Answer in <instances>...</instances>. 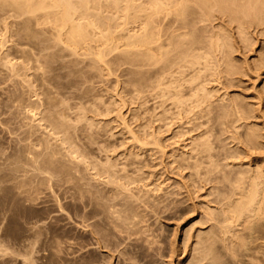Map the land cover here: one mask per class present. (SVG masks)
Here are the masks:
<instances>
[{"label":"rangeland","instance_id":"374dc122","mask_svg":"<svg viewBox=\"0 0 264 264\" xmlns=\"http://www.w3.org/2000/svg\"><path fill=\"white\" fill-rule=\"evenodd\" d=\"M124 1H119L120 5L118 4V7L109 0L98 1L100 4H96V1L94 2L95 4H92L94 7L91 6L90 8L92 12L97 13L92 15V12H90V15L99 14L98 18L102 15L104 18L101 16V19L99 18L100 21L110 22L112 27H114V31L118 29L114 33L116 36L115 41L112 40V42H119L118 44L114 43V45H119V47L117 46V49L113 45L112 48L111 44L113 43L109 42L110 49L107 47L108 51L105 52L104 57L106 61L102 63L93 54L86 55L87 51H83L85 53L83 54L81 53L82 50H79L78 52L80 53L74 52L75 54H73L72 49H69L59 39H56V37H59L58 31H55L54 23L51 25L52 21H49V18L52 19L53 15L44 13V16L41 14L43 12H39L35 16L32 15L34 18H31L32 16L28 13L27 15L22 10L16 11L18 8L16 6L13 7L8 2L3 3L0 7V44H2L1 41L4 43L2 44L3 46L0 45V156L4 155L0 157V163H3L2 165L0 164V174L3 175L5 173L4 176L6 177V180L5 177L1 180L6 184L3 183L1 185L0 181V197H3L0 198L2 201H0V205H4L0 206V216L2 215L0 217V264H131V262L132 264H207L208 261L206 259H200L201 257L198 254L196 255L197 250L195 249H201V247L208 244L214 245L213 248H215H212V251H214L208 255L209 258L211 256H220L217 258H222L221 261L227 259L223 261L224 263H229L227 262L229 261L227 256L231 255L229 246L233 240V232H231L232 234L223 232L226 227L230 226V220L224 219L225 215H230V213L228 211L224 212V208L230 204L232 190L239 177L252 173L264 174V26H257L255 23L247 25L243 34H239L237 23L231 19L228 13L221 12L218 9L213 10V15H210V17L199 21L196 24V30L198 31L194 29V32L193 30L191 32H193V35H197V33L202 35L199 37L200 41L203 40L201 41L202 45L211 46L212 39L214 38L213 41H216L217 37H222L225 43L220 41V43H223L221 45L222 48L221 46L218 48L209 47V52H207L208 50L202 52L204 58L201 60L202 65L199 66V69H201L200 78L193 84L190 82L184 83L188 92L184 94V105L177 106L174 101L176 97L173 94V96L171 94L165 95L162 91L165 86L169 85V82L161 87H158L155 83L158 75L156 71L163 66V62L155 65L147 60L142 62L143 60L140 61L139 58L137 61L135 56H132L134 54L129 56V49H125V46H127V41L125 40H127L128 34H133L135 30L140 29L145 23L144 17V20H141L143 24L138 21V11L134 7H138L135 6L136 4L148 3V0H136V4L132 3V8L130 7L129 10V13H131L129 15L131 16L128 18L130 23H128L127 29L124 28L126 27L124 26L126 20L122 17L126 12L121 10L125 8L126 1ZM141 1L143 2L141 3ZM135 13L137 14L135 15ZM46 16L50 17L47 18ZM120 18H124V21ZM138 32L140 31L138 30ZM96 43L95 41L92 42L93 46H96L94 49L102 47L100 42ZM94 49L93 51L99 50ZM135 49L136 47L131 50L137 52ZM133 51L130 53H135ZM175 53L179 54L176 51ZM6 61L9 66L6 65ZM12 64L15 66H10ZM181 69L179 65L173 67L176 78L180 82H183L184 79L190 80L195 74L191 67H186L182 75L178 72ZM166 81L168 80L166 79ZM46 92H51V94L49 93L50 96L46 95L48 94ZM48 98L56 100L55 103L48 100ZM44 101L47 105L49 102L55 105L49 106L51 105L49 103L47 106ZM57 105L60 106L56 109ZM80 108L82 109L80 110ZM31 109L36 110L35 112L38 113L35 116L36 118L33 116L30 118L28 111ZM43 111L44 113H42ZM54 111L58 114L63 111L61 116L63 119L66 117L65 122H70L69 124L66 123L65 127L71 124L70 129L67 127L68 130L66 128L63 132L57 131L58 129L55 130L54 126L56 124L54 118L51 117L53 114L50 116L48 114ZM67 116H70L69 120H67ZM49 117L53 119L51 120L52 122L49 121ZM47 128L48 131L55 135L50 134L51 132H48ZM73 134L76 139L72 137ZM65 135L68 138H64ZM38 136L43 138H39L37 141ZM52 136L55 140L50 138ZM55 137H59L57 138L59 145H54L58 144L54 143L52 146L63 147L58 149L62 152H70L69 144L73 142H77L74 144L76 150L80 152L83 149L81 152H88L87 154L83 152L85 155H81L82 161L85 158L86 162L83 161L85 163L77 164L78 167H75L77 169L74 168L73 170L76 171L74 172L76 173L74 177H66L67 180L78 178L74 180L76 182L71 180L69 183L66 181L68 184H63L61 179H64L65 182V178L59 177L61 179L57 180L60 175L51 172L47 174L51 173V177L56 174V177H53L56 181L49 179L48 177L50 176L46 174V176L43 174L39 176L40 173L37 176L35 175L37 172L34 168L35 163L30 164V162H26L27 160H20L21 163L19 162L16 153H24L21 154L22 156L27 155L28 149H24L27 146L24 145L25 143H28L30 147L33 145L32 148L39 146V149L43 146L42 142L46 143L47 141V143H50L51 141L50 144H52V140L56 141ZM29 138L30 140H28ZM60 139H63V141ZM33 141H35V144ZM204 142L209 144L208 148H202L201 145ZM76 144H80L78 145L80 146L79 149ZM22 145L25 147H22ZM74 148L72 147V149ZM89 154L90 156H88ZM13 156L16 157L12 158ZM108 158L111 159L107 160ZM12 159L17 162L12 161ZM89 159L93 163H90ZM93 160H97L96 165L100 164V168L103 169L106 166L102 167L103 163L105 162L106 164L112 160L111 168L113 173H109L108 171H111L109 169H99L98 166H95V161ZM87 163L92 165L87 168ZM15 164L16 166L19 164L26 166L28 164L29 167L33 166L32 169L35 170L31 171L32 169H30L33 172L30 173L27 170L28 167H22L21 165L18 168H25L27 172L25 170L16 171L15 168L17 167L13 166ZM8 166L9 170L6 168ZM79 166L84 168L77 171ZM118 166V175H116L114 174L117 173L115 171L117 168L115 167ZM120 167L125 168L123 172V168ZM95 168L100 171L94 172L97 171ZM88 170H91V173ZM81 171L83 173L78 174ZM22 172L26 174L24 175ZM105 172H108L106 174L109 175L104 174ZM27 173L33 174L35 177L32 175L26 176ZM128 173L130 177L126 175ZM83 174L85 175L83 176ZM112 174L113 176L111 177ZM76 175H81L83 179L79 180L81 177ZM123 175L128 176V179H123ZM27 177L35 179L29 180ZM36 177L38 178L36 179ZM40 177H44L46 180H42ZM102 177L106 179L103 180ZM22 178L29 180V182L23 181L27 185L29 183L28 186L22 181V183H18ZM133 178H136V180ZM47 180L49 182L52 181L48 184ZM31 181L35 182L37 188H34L35 186H33L34 184ZM37 181L41 182V185ZM59 181L62 182L63 186L59 184L61 183ZM111 181H116V183L112 184ZM82 182L86 183L83 184ZM56 183L58 184L57 186L55 185ZM71 183H73L74 187H71L75 191L70 189L71 187L68 188ZM81 183L85 189L79 187ZM117 183L124 184L123 187H128L130 190L128 188L121 189L122 185H117ZM52 184L54 185L51 186ZM92 184L93 186H91ZM109 185L113 188L115 187V189L116 187L120 189H112ZM17 186H20L18 188L23 191L26 189V194L30 190L34 196L25 195L22 190L20 192L16 188ZM29 186L34 189L28 188ZM40 186L42 190L38 189ZM75 186L81 189L79 193ZM53 187L56 188L53 189ZM61 187L63 188L57 189ZM149 188L153 190L151 193L147 190ZM66 189L67 193L64 195ZM86 189H89L90 192L93 190V192L90 193ZM96 189H101L97 192L98 194L103 191L102 195L99 194L102 198L107 194V197L104 198L108 200L104 201L101 199L103 201H99L101 202L99 203L100 205L104 206L107 201L109 202L110 198L108 196L114 200V195L116 194V200L114 201L120 202V204H112L111 202L113 201L111 199L109 204L116 205L115 208H118L121 204L125 205V207L118 208H124V210H120L121 212L128 211L126 213L122 212V215H129L130 211H133L131 214L135 213V210H139L136 212L137 215L141 212L140 220L138 217L133 216L138 219L132 222L131 226L133 227L136 224L134 225L135 227H130L133 232L139 229L136 232L137 234L133 233L130 228L128 232H124L127 231L126 229L120 231L121 228L119 230L117 229L118 227L114 228L113 222L109 224L111 230L107 229L108 225L105 223L111 221L104 220V217L110 218L104 215L105 211L103 209L98 210L99 204L93 205L95 204L93 200L97 201V199L101 198L100 196L99 198L93 196ZM104 189L106 193H104ZM110 189L116 192H110ZM126 189L132 191L135 196L138 195L142 199L145 198L143 199L144 201L139 198V201H142L139 202L137 200L138 202H135L134 196H131L132 192ZM33 190H40L41 192L36 194ZM120 190L123 191H121V197H119ZM8 191L10 192L9 194ZM17 192L21 194L17 195ZM31 192L29 194H32ZM74 192L79 195L86 192L89 195L91 194V196L88 197L86 193L79 196ZM110 194H113L114 197ZM39 195L40 198L42 197L41 199ZM71 195L78 202H75ZM84 195L86 196L85 199ZM19 196L22 197L19 198ZM25 196H27L28 201ZM152 196H155L152 198L153 200L151 199ZM77 197L79 198L77 199ZM80 197L87 200V202L82 200V203ZM91 197L95 198L92 200L94 203L91 202ZM14 198H17V200ZM129 202L139 207L136 208L132 205L130 210L127 208L131 206V204H128ZM13 203L14 205H11ZM103 206L101 208H107L114 212V208L110 207V205L107 204L109 207ZM91 207L92 209H90ZM6 208L8 210H4ZM91 210L100 212V215ZM89 212L92 213L89 214ZM14 216L18 218H14ZM113 220H116V218ZM129 220L127 219L126 221ZM28 221L31 224H28ZM112 227L120 231V234H117ZM107 230H110L111 233H106ZM113 230L115 234H113ZM16 232L20 236L15 234ZM23 233L27 234L28 237ZM108 234L113 235L110 236ZM106 235H108V239L112 240L105 239L103 236ZM127 235L131 237L127 238ZM224 235L227 237L226 241L222 240ZM147 237L150 238L148 242L153 241L155 243L152 244V247L148 245L147 241H144L148 239ZM98 238L99 240H97ZM108 242H114L115 245L112 244L115 247L109 245ZM208 242H215V244ZM108 247H112L113 250L108 249ZM216 247L220 248L217 249ZM222 252H224V255H228L224 257ZM194 257L197 259H194ZM208 257L207 260L209 259ZM199 259L200 261H198ZM121 260L127 261L121 262Z\"/></svg>","mask_w":264,"mask_h":264},{"label":"bare ground","instance_id":"6f19581e","mask_svg":"<svg viewBox=\"0 0 264 264\" xmlns=\"http://www.w3.org/2000/svg\"><path fill=\"white\" fill-rule=\"evenodd\" d=\"M97 1V2H96ZM98 1H100L101 2V0H0V7L3 5V3H10L11 5H13V7H17L18 9L16 10V11H18V10H22L24 13L26 12V14L28 13L30 16H32V15H37V13L39 14V12H43V13H41V14H43L44 16H45V14H48V15H53V18L51 19V18H49L50 16H46L47 18H49V21L51 22V25H53L52 23H54V25H55V28L56 29H58V30H56L55 29V31L57 32L58 31V34H59V37H56V39H59V41H61V42H63L64 44H66L68 47H69V49H72L73 51V54H75L74 52H77V53H80V52H78L79 50H82L81 51V53H83V51L85 52V51H87L86 53V55H88V54H93L99 61H100V63H102V62H104V61H106V59L104 60V57H105V52H107L108 51V49H107V47H109V49H110V44H108L109 42L110 43H113V44H111L112 45V48H113V45H114V43L115 42H112V40L113 41H115V38H116V36L114 35V33H116V31L118 30H116L115 29V31L113 30V28L114 27H112V25L110 24V22H108V21H100L99 20V18L102 16H99V18H98V15H94V16H92L93 15V13L94 14H97V13H95V12H92V10L90 9L91 8V6H93L94 7V5H92V4H95L94 2H96V4H100V2H98ZM110 2H112V3H114L117 7L120 5L119 4V1H124V0H109ZM126 1V5H124V9H121V10H123V11H125L126 12V14L125 13H123V14H125L124 16H122V17H124L125 18V24H124V26H126V27H124L123 25V27L125 28V29H127L128 27V23H130L129 21H128V18H130L129 16H131V15H129V14H131V13H129V10H130V7L132 8V3H134V4H136V0H135V2H133L134 0H125ZM124 1V2H125ZM130 1H131V3H130ZM150 1V2H149ZM143 1H141V3H142ZM145 2V1H144ZM148 3H142V4H136L135 6H138V7H134V8H136V10L138 11V14L137 13H135V15L137 14V18H138V21H141V20H144V24L142 23L143 21H141L140 23H142L143 24V26H141V30L140 29H138L140 32H138V30H135L134 32H133V34H128V36H127V40H125V41H127V46H125V49L126 50H128V51H133V50H131L132 48L134 49V47H136V49L135 50H137V52L136 51H133V52H135V53H130V52H128V54H129V56L130 55H132V54H134V55H132V56H135V59H137V61H138V58L140 59V61L141 60H143L142 62H146V60L148 61V62H150L151 61V63L153 62L155 65H159V62H163V66L161 67V68H159V67H157V68H159L157 71H156V74H158L157 75V79L155 80V83L157 84V86L158 87H161V86H163L164 84H168V82H169V85H167V86H165V89H162V91H163V93L165 94V95H174V97H176V99L174 100L175 101V103L177 104V106H179V105H184L183 103H184V101H185V98H184V94H186L187 92H188V90H186V88H185V86H184V83L185 82H190L191 84H193V83H195L196 81H197V79H199L200 78V70L201 69H199V66L200 65H202V62H201V60L204 58V55H203V51H207L208 50V48L209 47H216V48H218V47H220L221 45H223V43H220V41H223L224 42V39L222 38V37H217L216 38V41H213L214 40V38L212 39V41H211V46H204V45H202V42L201 41H203V40H201L200 41V36H202V35H200V34H198L197 33V35L195 34V35H193V32H194V29L196 30V24H198V22L199 21H202V20H204V19H206V18H208V17H210V15H213L212 14V12H213V10H220L221 12H225V13H228L230 16H231V19L234 21V22H236L237 23V29H238V33L239 34H243V32H244V29L246 28V26L248 25H253L254 23L255 24H257V26H264V0H148L147 1ZM10 4H7V5H10ZM119 4V5H118ZM5 5V4H4ZM6 6V5H5ZM100 6V5H99ZM98 6V7H99ZM105 6V5H104ZM12 7V6H11ZM116 7V8H117ZM7 8H9V7H7ZM102 8V7H101ZM120 8V7H119ZM133 8V9H134ZM15 9V8H14ZM133 9H132V11H133ZM90 10V11H89ZM118 10H120V9H118ZM94 11V10H93ZM98 11V10H97ZM137 11H135V12H137ZM5 12V11H4ZM14 12V11H13ZM23 12H22V14H23ZM90 12H92V15H90ZM45 13V14H44ZM100 13V12H99ZM25 14V15H26ZM27 14V15H28ZM29 16V17H30ZM34 16H32L31 18H34ZM39 16V15H38ZM134 17V16H133ZM143 17H144V19H143ZM1 18V17H0ZM5 18H7L6 16H5ZM38 18V17H37ZM40 18V17H39ZM102 18H104V16H102ZM124 18L122 19V18H120L121 20H123L124 21ZM136 18V17H135ZM135 18H133L135 21H136V19ZM142 18V19H141ZM25 19H27V18H25ZM44 19V18H43ZM46 19V18H45ZM101 19V18H100ZM132 19V20H133ZM106 20V19H105ZM108 20V19H107ZM33 21V20H32ZM135 21H132V22H135ZM46 22V21H45ZM112 22V21H111ZM120 22V21H119ZM23 23V22H22ZM43 24V23H42ZM118 24V23H117ZM49 25V24H48ZM6 26V25H5ZM116 26V25H115ZM1 27V26H0ZM35 27H36V25H35ZM38 27H42V26H38ZM54 27V26H53ZM118 27V26H117ZM120 27H121V25H120ZM28 28V27H27ZM37 28V27H36ZM20 29V28H19ZM34 30V29H33ZM191 30H193V32H191ZM125 31V30H124ZM196 31H198V30H196ZM131 32V31H130ZM136 32V33H135ZM191 32V33H190ZM129 33V32H128ZM200 33V32H199ZM3 34V33H2ZM27 35V34H26ZM7 36V35H6ZM219 36V35H218ZM27 37H28V35H27ZM36 37V36H35ZM1 40H4V39H1ZM28 40V39H27ZM38 40V39H37ZM55 41V40H54ZM95 41V43L97 42H100V44L102 45V47H97V49H99V50H97V49H94V47H96V46H93L94 44H92V42H94ZM23 42V41H22ZM60 42V43H61ZM1 43L2 44H4L3 43V41H1ZM57 43V42H56ZM60 43H59V45H60ZM62 43V44H63ZM96 43V44H97ZM119 42H117V43H115V44H118ZM225 43V42H224ZM2 44H0L1 46H3ZM55 44V43H54ZM95 44V45H96ZM106 44H108V46H106ZM204 44V43H203ZM57 45V44H56ZM99 45V44H98ZM104 45V46H103ZM213 45H216V46H213ZM40 46V45H39ZM48 47H49V45H47ZM65 46V45H64ZM116 48H117V46L119 47V45H114ZM128 46H130V47H128ZM181 46H183V47H181ZM31 47V46H30ZM29 47V48H30ZM51 47H54V46H51ZM66 47V46H65ZM126 47H128V48H126ZM181 47V48H180ZM34 48V47H33ZM67 48V47H66ZM65 48V49H66ZM101 48V49H100ZM115 48V49H116ZM182 48H184V49H182ZM221 48H222V46H221ZM23 49V48H22ZM84 49V50H83ZM93 49L94 50H97V51H93ZM118 49V48H117ZM180 49V50H179ZM182 49V50H181ZM26 50V49H25ZM104 50H106V51H104ZM114 50V49H113ZM126 50H124L125 52H126ZM139 50V51H138ZM191 50H192V52H191ZM193 50L195 51L194 53H193ZM117 51V50H116ZM119 51V50H118ZM175 51L178 53L179 52V54H176L175 53ZM27 53L29 52V51H26ZM49 52V51H48ZM89 52V53H88ZM112 52H114V51H112ZM207 52H209V50L207 51ZM30 53V52H29ZM83 54H85V53H83ZM136 54V55H135ZM176 54V55H175ZM42 55H44L43 53H42ZM80 55V54H79ZM173 55H175V56H173ZM1 56V55H0ZM28 56V55H27ZM51 56V55H50ZM74 56H76V55H74ZM85 56V55H84ZM94 56H92V57H94ZM128 56V55H127ZM9 57V56H8ZM80 57V56H79ZM28 58V57H27ZM43 58H44V56H43ZM8 59V58H7ZM131 59H133V57H131ZM3 60V59H2ZM1 60V61H2ZM9 60V59H8ZM38 61V60H37ZM44 61V60H43ZM14 62V61H13ZM51 62V61H50ZM43 63V62H42ZM157 63V64H156ZM25 64V63H24ZM37 64V63H36ZM40 64V63H39ZM106 64V63H105ZM139 64V63H138ZM145 64V63H144ZM148 64V63H147ZM154 64H152V65H154ZM6 65H8L9 66V63L7 64V61H6ZM18 65V64H17ZM29 65V64H28ZM175 65H179V67H181L182 69L181 70H179L178 72H180L182 75L184 74V68H186V67H191L194 71H195V74H194V76L190 79V80H186V79H184L183 80V82H180L179 81V79L178 78H176V75H175V73H174V70H173V67L175 66ZM10 66H15V65H10ZM106 66V65H105ZM38 67V66H37ZM41 68H42V66H40ZM39 67V69H41ZM144 67V66H143ZM146 67V66H145ZM149 67V66H148ZM9 68H11V67H9ZM26 68V67H25ZM50 68V67H49ZM29 69H30V67H29ZM26 70V69H25ZM42 70V69H41ZM11 71V70H10ZM10 71H8V72H10ZM39 71V70H38ZM37 71V72H38ZM12 72H13V70H12ZM18 72H19V70H18ZM36 72V71H35ZM199 72V73H198ZM50 73V72H49ZM15 74V73H14ZM138 74V73H137ZM141 74V73H140ZM144 74V73H143ZM17 75V74H16ZM66 75H68V74H66ZM18 77H20V76H18ZM15 78V77H14ZM142 78V77H141ZM166 79L168 80V81H166ZM144 80V79H143ZM149 80V79H148ZM142 81V80H141ZM150 81V80H149ZM141 83H143V82H141ZM61 84V83H60ZM137 84V83H136ZM73 86V85H72ZM45 87V86H44ZM48 87V86H47ZM51 87V86H50ZM147 87V86H146ZM167 87V88H166ZM43 88V87H42ZM47 90V89H46ZM50 91V90H49ZM37 92V91H36ZM46 93H48V92H46ZM50 94H51V92H49ZM49 93L48 94H46V95H48V96H50L49 95ZM37 95V94H36ZM40 95V94H39ZM54 95H56V94H54ZM172 95V96H173ZM22 96V95H21ZM61 96V95H60ZM62 97V96H61ZM173 97V98H174ZM39 98V97H38ZM47 99V98H46ZM48 100H51V99H49L48 98ZM60 100V99H59ZM38 101V100H37ZM55 101L56 100H51V102H53V103H55ZM19 102V101H18ZM45 102V101H44ZM47 102H49V101H47ZM51 102H49L50 104H51ZM21 103H22V101H21ZM21 103H19L20 105H21ZM36 103V102H35ZM46 103V102H45ZM44 103V104H45ZM49 103H48V105H49ZM58 103H59V101H58ZM64 103V102H63ZM19 104H17V105H19ZM37 104V103H36ZM16 105V104H15ZM24 105H25V103H24ZM33 105V104H32ZM38 105V104H37ZM45 105H47V103L45 104ZM47 105V106H48ZM55 104H51V105H49V106H54ZM62 105V104H61ZM92 105V104H91ZM28 106V105H27ZM42 106V105H41ZM60 105H57V107H55L56 109L59 107ZM18 107V106H17ZM33 107H35V106H33ZM43 107V106H42ZM41 107V108H42ZM94 107V106H93ZM36 108H39V107H36ZM48 108V107H47ZM68 108V107H67ZM82 108H80V110H81ZM87 109V108H86ZM96 109V108H95ZM52 110H54V109H52ZM60 110V109H59ZM58 110V111H59ZM61 110H63V109H61ZM68 110V109H67ZM66 110V111H67ZM36 111V110H35ZM33 109H31V110H29L28 112H29V115H30V118H31V116H33L34 118H36L35 116L38 114V113H36ZM83 111V110H82ZM81 111V112H82ZM24 112V111H23ZM47 112V111H46ZM54 112H56V111H54ZM52 113V112H50V113H48L49 114V116L51 115V114H53V116H51L52 118H54V121H55V124L56 125H58L59 124V126H57L56 127V125L55 124H52L51 122V120H53V119H50L51 117H49V121H51V122H49V123H51L52 125H55L54 127H55V130H57V131H61V132H63V130L64 129H66L67 127L70 129V125H68L67 127H65L66 126V123L67 124H69L70 122H65L66 120V117H64V119H63V117L61 116V114H63L62 112H61V114H58L57 112L56 113ZM42 113H44V111L42 112ZM67 113V112H66ZM71 113V112H70ZM21 114H23V113H21ZM65 114V113H64ZM94 114V113H93ZM24 115V114H23ZM27 115V114H26ZM28 115V116H29ZM71 115H72V113H71ZM83 115V114H82ZM122 115V114H121ZM27 116V117H28ZM44 116V115H43ZM43 116H41V117H43ZM84 116V115H83ZM40 117V118H41ZM70 116H67V120H69L70 118H69ZM91 117V116H90ZM123 117V116H122ZM29 118V119H30ZM44 118H46V117H44ZM83 119H85V118H83ZM38 120V119H37ZM44 120V119H43ZM79 120V119H78ZM90 121V120H89ZM38 122V121H37ZM96 122V121H95ZM41 123V122H40ZM39 123V124H40ZM54 123V122H53ZM26 124V123H25ZM38 124V125H39ZM75 124V123H74ZM33 125V124H32ZM29 126V125H28ZM27 126V127H28ZM49 126V125H48ZM31 127H33V126H31ZM40 127V126H39ZM53 127V128H54ZM63 127H65V128H63ZM74 127V126H73ZM41 128V127H40ZM39 128V129H40ZM43 128V127H42ZM44 128H46V127H44ZM68 128H67V130H68ZM79 128H80V126H79ZM33 130H34V128H32ZM72 129V128H71ZM79 130V129H78ZM31 131V130H30ZM38 131V130H37ZM44 131L46 132V130L44 129ZM47 131H48V128H47ZM53 131V130H52ZM72 132H73V130H71ZM76 131V130H75ZM80 131V130H79ZM29 132V131H28ZM32 132V131H31ZM30 132V133H31ZM38 132H40V131H38ZM37 132V133H38ZM48 132H51V131H48ZM55 132V131H54ZM58 132V133H59ZM68 132H70V131H68ZM36 133V134H37ZM57 133V134H58ZM75 133V132H74ZM27 134H29V133H27ZM32 135H33V133H31ZM30 134V135H31ZM41 134V133H40ZM39 134V135H40ZM48 134V133H47ZM50 134H53V136L55 135L54 133H50ZM56 134V135H57ZM70 135H71V133H69ZM41 135H43V134H41ZM59 135V134H58ZM57 135V136H58ZM29 136V135H28ZM44 136V135H43ZM49 136H51V135H49ZM53 136L52 137H50V138H52V139H54L53 138ZM67 135H65L64 136V138H68V137H66ZM83 136V135H82ZM85 136V135H84ZM29 137H31V136H29ZM34 137H36V136H34ZM46 137V136H45ZM72 137L74 138L75 137V135L73 134L72 135ZM78 137V136H77ZM25 138H27V137H25ZM32 138V137H31ZM39 138H43L42 136L40 137V136H38V139H37V141L39 140ZM47 138V137H46ZM56 138V141H54V140H52V144H50L51 143V141H50V143H47V141L46 140H48V139H46V140H41V141H46V143L45 142H42V147H40L39 149H38V147L39 146H36L35 148H32L33 147V145H31L32 147H30L29 146V144L27 143H25L24 145H27L26 147H29V148H26L24 145H22V147L24 146L25 148L24 149H28L27 150V155L25 154V156H22L21 154H24V153H21L20 154V152H18L19 154H17L16 153V155H17V157H18V159H19V162L21 163V161H24V160H27L26 162H30V164L31 163H35L34 165H35V169L37 170V172H39V173H37L36 171V173H35V175H37V174H40L39 176H42V174L43 175H48V176H50V177H48L49 179L51 178V179H53L54 180V178L56 177V174L54 175V176H52L51 177V173H57V175H60V176H58V178L59 177H61V178H65V182H64V179H61V178H59V179H57V180H63L62 182H63V184H65L66 183V181H68V183H69V181H74V180H76V179H78V178H73V179H69V180H67L66 179V177L68 178H71V177H74V174H76V173H74V172H76V171H73L74 170V168L77 166V164H81V163H85L86 161V159L84 158L83 159V161H85V162H83L82 161V158H80V157H82L81 155L82 154H84L83 152H85V151H82L81 152V150H83V149H81L80 150V152L78 151V150H76L75 148H74V144L75 143H77V142H73V143H71V144H69V148H70V152L69 151H66V150H64V149H62L63 151H66V153L65 152H62L61 150H58V149H61V148H63V147H61V146H58V147H60V148H57V147H55V146H52L54 143H58L59 141L57 140V138H59V137H55ZM83 138V137H82ZM82 138H78V139H82ZM90 138V137H89ZM75 139H76V137H75ZM75 139H74V141H75ZM28 140H30V138L28 139ZM27 140V141H28ZM34 140V139H33ZM61 140V139H60ZM65 140V139H64ZM70 140H73V139H70ZM90 140H91V138H90ZM25 141V140H24ZM31 141H32V139H31ZM49 141V140H48ZM54 141V142H53ZM58 141V142H57ZM61 141H63V139L61 140ZM60 141V143H62ZM67 141H68V139H67ZM80 141V140H79ZM83 141V140H82ZM81 141V142H82ZM34 142V144H35V141H33ZM40 142V141H39ZM84 142V141H83ZM86 142V141H85ZM29 143H31V142H29ZM37 144H38V142H36ZM67 143V142H66ZM88 143V142H87ZM32 144V143H31ZM83 144V143H82ZM81 144V145H82ZM86 144V143H85ZM54 145H59V143L58 144H54ZM60 145H63V144H60ZM73 145V146H72ZM77 145V144H76ZM78 145H80V144H78ZM77 145V147H78V149L80 148V146H78ZM89 145H90V143H89ZM88 145V146H89ZM40 146H41V144H40ZM74 148V149H72V147ZM202 148H208L209 147V144L207 143V142H204V143H202ZM55 147V148H54ZM66 147V146H65ZM76 147V148H77ZM92 147V146H91ZM37 148V149H36ZM66 148H68V147H66ZM89 148H90V146H89ZM101 149V148H100ZM21 150H23V148H21ZM67 150H69V149H67ZM92 150V149H91ZM94 151V150H93ZM92 151V152H93ZM107 151V150H106ZM21 152H26V151H21ZM13 153V152H12ZM86 153V152H85ZM88 153V152H87ZM86 153V154H87ZM95 154V153H94ZM20 157H19V156ZM58 155H60V156H58ZM85 155V154H84ZM97 155V154H96ZM2 156H4V155H2ZM2 156H0V157H2ZM88 156H90V154L88 155ZM88 156H87V158H88ZM95 156V155H94ZM10 157V156H9ZM14 157H16V156H13L12 158H14ZM6 158V157H5ZM90 158V157H89ZM92 158V157H91ZM102 158V157H101ZM10 159V158H9ZM94 159H95V157H94ZM97 159V158H96ZM99 159V158H98ZM104 159H106V158H104ZM109 159H111V158H108L107 160H109ZM21 160V161H20ZM91 159H89V161H90ZM3 161H4V159H3ZM12 161H15V162H17L16 160H14V159H12ZM93 161H95V166L97 167L98 166V168L99 169H102V170H104V169H109V170H111V171H108L109 173H113V170H112V160L111 161H106V162H108V163H106L105 164V162L103 163L104 165H102V167L103 166H105V168L103 169V168H100L101 166H99L100 164H97L96 165V163H97V160H93ZM101 161V160H100ZM115 161V160H114ZM15 162H11V163H15ZM25 162V163H26ZM80 162V163H79ZM102 162V161H101ZM23 163V162H22ZM90 163H93L92 161H90ZM115 163V162H114ZM1 164V163H0ZM3 164V163H2ZM1 164V165H2ZM5 164V163H4ZM0 165V166H1ZM9 165V164H8ZM22 165V167H28V169L27 170H29L30 171V169H32V167H29L28 166V164L26 165V166H23L24 164H21ZM20 164L18 165V166H21ZM85 165V164H84ZM87 165H88V163H87ZM86 165V166H87ZM90 165H92V164H89L88 166H87V168H89V166ZM118 165V164H117ZM116 165V166H117ZM10 166V165H9ZM9 166L8 167H6L8 170H9ZM14 167H17L18 168V166H16V164L15 165H13ZM82 166H83V164H82ZM4 167V166H3ZM78 167V166H77ZM93 167V166H92ZM114 167V166H113ZM125 167V166H124ZM124 167H120V168H123L122 169V172H123V170L125 169ZM15 168V170L16 171H18V170H25V168ZM81 168H84V167H81ZM80 168V166H79V168H78V170L77 171H79V169H81ZM86 168V169H87ZM115 168H117V170H115V171H117V173H114V174H116V175H118V168H119V166L118 167H115ZM3 169H5V168H3ZM34 169V170H35ZM75 169H77V168H75ZM97 171H94V169H93V171L94 172H98V170L99 169H97V168H95ZM114 169V168H113ZM7 170V171H8ZM27 170H25L26 172H27ZM33 169L31 170V171H34ZM82 170V169H81ZM24 171V172H25ZM30 171V173H33V172H31ZM89 172L91 171V170H88ZM100 171V170H99ZM14 173H15V171H13ZM21 172V171H20ZM24 172H22L24 175L26 174V173H24ZM48 172H51L50 174H47ZM102 172V171H101ZM108 172H105L104 174H106V173H108ZM120 173H122L121 171H119ZM126 172V171H125ZM1 173V172H0ZM8 173V172H7ZM10 173V172H9ZM17 173V172H16ZM28 174L27 173V175L26 176H33V174ZM83 173V171H81V172H79L78 174H82ZM91 173V172H90ZM5 174V173H4ZM4 174L2 175V174H0V181L1 180H3L4 179ZM10 174H12V173H10ZM77 174V175H78ZM98 174H101V173H98ZM123 174H125V173H123ZM7 175V174H6ZM9 175V174H8ZM14 175H16V174H14ZM13 175V176H14ZM45 175V176H46ZM53 175V174H52ZM76 175V176H77ZM85 174H83V176H84ZM97 175V174H96ZM95 175V176H96ZM106 175H109V174H106ZM126 175H128L129 177H130V175H129V173L128 174H126ZM38 176V175H37ZM71 176V177H70ZM87 176V175H86ZM91 176V175H90ZM94 176V177H95ZM113 176V174L111 175V177ZM123 176H125V175H123ZM122 176V178L123 179H125V178H127L126 176L125 177H123ZM7 177H9V176H7ZM15 177V176H14ZM13 177V178H14ZM19 177V176H18ZM24 177V176H23ZM33 177H35V176H33ZM54 177V178H53ZM77 177H81V175L80 176H77ZM107 178H108V176H106ZM120 177V176H119ZM25 178V177H24ZM24 178H22V180H20V182H18V183H22L23 181H28L29 182V180H33V179H35V178H33V179H29V178H31V177H27L29 180H27V179H24ZM38 177H36V179H37ZM42 180H44L45 178L44 177H40ZM39 178V179H40ZM47 178V177H46ZM103 178V180L104 179H106V178H104V177H102ZM9 179H11L10 177H9ZM16 179V178H15ZM81 179H83L82 177L79 179V180H81ZM112 179V178H111ZM128 179V178H127ZM131 179V178H130ZM129 179V181H131ZM134 179V178H133ZM132 179V180H133ZM5 180H6V177H5ZM12 180V179H11ZM14 180V179H13ZM46 180V179H45ZM110 180V179H109ZM134 180H136V178L134 179ZM133 180V181H134ZM8 181V180H7ZM15 181H18V180H15ZM22 181V182H21ZM34 181H36V180H34ZM34 181H31V183L32 184H34L33 186H35L36 184H35V182ZM40 181V180H39ZM39 181H37L39 184L41 183V182H39ZM48 182H49V180H47ZM47 181H45L46 183H47ZM52 181V180H51ZM50 181V182H51ZM54 181H56V180H54ZM78 181V180H77ZM102 181V180H101ZM107 181V180H106ZM105 181V182H106ZM120 181H122V180H120ZM132 181V182H133ZM13 182V181H12ZM25 182H23L24 184H26ZM50 182L48 183V184H50ZM59 182H61V181H59ZM58 182V183H59ZM62 182L61 183H59V184H61L62 185ZM74 182H76V181H74ZM79 182H81V181H79ZM105 182H104V184H105ZM112 182V181H111ZM123 182V181H122ZM121 182V183H122ZM3 183H5V182H2L1 181V185L3 184ZM55 183V182H54ZM68 183H66V184H68ZM78 183V182H77ZM83 184H85L86 182H82ZM82 183H81V185L79 186V187H82V189H85V188H83V186H82ZM115 184L116 183V181H114V182H112V184ZM121 183H119V184H121ZM6 184V183H5ZM17 184V183H16ZM24 184H23V186H24ZM32 184H30V186H32ZM38 184V185H39ZM42 184H45V183H42ZM73 183H71V185L70 186H68V188L69 187H74V185H72ZM91 184V183H90ZM110 184V183H109ZM118 183H117V185H119ZM13 185H14V183H13ZM12 185V186H13ZM22 185V184H21ZM28 185H29V183H28ZM27 184H26V186H28ZM41 185V184H40ZM54 184H52L51 186H53ZM56 186L58 185L57 183L55 184ZM88 185V184H87ZM122 185V187H123V185L124 184H121ZM120 185V186H121ZM16 186V185H15ZM14 186V187H15ZM23 186H22V188H23ZM25 186V187H26ZM28 187V188H31V187ZM37 186V185H36ZM34 187V188H37V187ZM60 186V185H59ZM63 186V185H62ZM84 186H86V185H84ZM91 186H93V184L91 185ZM109 186H111V185H109ZM114 186V185H113ZM119 186V187H120ZM127 186V185H126ZM18 187H20V186H17L16 188L17 189H19V191L20 190H22L21 188H18ZM48 187H50V186H48ZM65 187V186H64ZM70 188V189H73V191H75V189L74 188ZM77 186H75V188H76ZM112 187V186H111ZM121 187V189H124V188H128V187H123L122 188ZM27 188V189H28ZM34 188H31V189H34ZM40 188V190H42L41 189V186L40 187H38V189ZM44 188V187H43ZM52 188V187H51ZM54 188H56V187H53V189ZM63 187H61V188H57V189H62ZM67 188V189H68ZM87 188V187H86ZM95 188V187H94ZM97 188V187H96ZM118 187H116V189H115V187L113 188L112 187V189H115V190H119V189H117ZM24 189V188H23ZM53 189H50V190H53ZM67 189H66V191H64V195H65V193H67ZM78 189V190H77ZM77 191H78V193H79V190H81V189H79L78 187H77ZM92 189V188H91ZM99 189V188H98ZM129 190H130V188H128ZM29 190V189H28ZM36 191V190H33L34 191V193H36V194H39L38 192H41V191ZM45 190H46V188H45ZM86 190H89V189H86ZM85 190V191H86ZM101 190V189H100ZM100 190H97L96 189V192L95 193H93L94 195L93 196H97L96 198H99V196L101 197V198H99V199H97V201H98V203H96L97 201H95V200H93V199H95V198H93V197H91L92 199H91V202H92V200L95 202V204H93V205H96V204H99V203H101V202H99V201H106V200H108V199H106V198H104V197H107V194H105L104 195V197L102 198V192H100L99 194H101V195H99L97 192L98 191H100ZM103 190V189H102ZM115 190H111L110 189V192L111 191H114V192H116ZM127 190V189H126ZM129 190H127V191H129ZM148 190V192L149 193H151V191H153V190H151L150 188L149 189H147ZM150 190V191H149ZM18 191V190H17ZM25 191H27L26 189H24V191L22 190V192L23 193H25ZM44 191V190H43ZM49 191V190H48ZM72 191V190H71ZM76 191V192H77ZM106 190L104 189V193H106L105 192ZM122 190H120V192H121ZM157 191V190H156ZM21 192V191H20ZM29 192H31L30 190H29ZM29 192L26 194L25 193V195H32V196H34L33 195V193L32 194H29ZM51 192H53V191H51ZM88 192H90V190L88 191ZM91 192H93V190H91ZM90 192V193H91ZM123 192V191H122ZM122 192L119 194V197H121L120 195L122 194ZM129 192H132V191H129ZM146 193H148L147 191H145ZM10 192L8 191V194H9ZM43 193V192H42ZM54 193V192H53ZM60 193V192H59ZM69 193H71V192H69ZM75 193V192H74ZM78 193H75V194H78ZM81 193V192H80ZM84 193H86V192H84ZM84 193H81V195H83ZM12 194H13V191H12ZM21 193H19V192H17V195H20ZM45 194V193H44ZM55 194V193H54ZM74 194V195H75ZM87 195H88V197L89 196H91V194L89 195L88 193H86ZM97 194V195H96ZM124 194H125V192H124ZM128 194H130V193H128ZM155 194V193H154ZM153 194V195H154ZM11 195V194H10ZM14 195V194H13ZM23 195V194H22ZM56 195V194H55ZM69 195V194H68ZM79 195V194H78ZM81 195H79V196H81ZM111 195V194H110ZM72 196V195H71ZM76 196V195H75ZM111 196H113V194L111 195ZM115 196V197H114ZM113 197H114V200H116L115 198H116V194L114 195ZM125 196V195H124ZM131 196H134V198L133 197H131ZM130 197L131 198H133V199H135V202H138L139 201V198L140 199H142L141 197H138V195H136L135 196V194H133V192H132V195H131ZM20 197H22V196H19V198ZM27 196H25V198H26ZM83 197V196H82ZM85 195H84V199H85ZM118 197V198H119ZM129 197V198H130ZM155 197V196H154ZM153 196L151 197V199L152 198H154ZM0 198H3V197H0ZM10 198V197H9ZM36 198V197H35ZM35 198H33V200L35 199ZM39 198H40V195H39ZM42 198V197H41ZM40 198V199H41ZM72 198H74L73 196H72ZM79 197H77V199H78ZM108 198H110L111 200L113 199V198H111L110 196H108ZM125 198H128V197H125ZM130 198V200H132ZM136 198H138V199H136ZM11 199V198H10ZM14 199H16L17 200V198H14ZM22 200H23V198H21ZM80 199H81V197H80ZM84 199H81V201L83 200L84 202L86 201L87 202V200H84ZM101 199H103V200H101ZM109 199V202L107 201V203L106 202H103V203H106L104 206L101 204H99L100 205V207H99V209L98 210H101V209H103L105 212V214L104 215H106V217H108V218H110V219H107V218H105L104 217V220H110L111 222H107V223H105L106 225H108V228L107 229H110L111 230V227H109V224L110 223H112V225L114 224V228H117L118 230L120 229V231L123 229V231L126 229L127 231H124V232H128V231H130L129 230V228L130 227H132L131 225H132V222L134 221V220H136L137 221V219L139 218V216L141 217V215H140V213H138L139 215H137V213L136 212H138L139 210H135V213H132L131 214V212H133V211H130L131 210V207H132V205L133 204H131V202H129L128 204H131V206H129L128 204H126V205H128L129 207H127V208H129L128 210L130 211V214L129 215H127V214H124V215H122L123 213L122 212H124V213H126V212H128V211H120V210H124V208H121V209H118V208H120V207H125V205H119L120 204V202H115L114 200H112L113 202H115V203H113V202H111L112 204H117V203H119L118 205H119V207H118V205H117V207L118 208H115L116 207V205L114 206V205H111V204H109L110 203V200ZM143 199H145V198H143ZM142 199V200H143ZM146 199H147V197H146ZM7 200V199H6ZM9 200V199H8ZM26 200L28 201V199L26 198ZM74 201L76 200L75 198L73 199ZM126 200V199H125ZM130 200H128V201H130ZM138 200V201H137ZM142 200H140L139 202H141ZM153 200V199H152ZM155 200V199H154ZM1 201V200H0ZM15 201V200H14ZM30 201V200H29ZM34 201H36V200H34ZM34 201H32V202H34ZM60 201H62V200H60ZM83 201H82V203H83ZM144 201V200H143ZM146 201V200H145ZM2 202V201H1ZM0 202V203H1ZM24 202V201H23ZM26 202V201H25ZM75 202H78V201H75ZM94 202H92V203H94ZM133 202V201H132ZM5 203V202H4ZM10 203V202H9ZM14 203H16V202H14ZM14 203L13 204H11V205H14ZM80 203V202H79ZM134 203V202H133ZM143 203V202H142ZM25 204V203H24ZM76 204V203H75ZM88 204V203H87ZM89 204H91V203H89ZM107 204L108 205H110V207H112V208H114V212L113 211H111V210H108L107 208L105 209V208H101V206H103V207H109V206H107ZM145 204H146V202H145ZM29 205V204H28ZM86 205V204H85ZM92 205V206H93ZM140 205V204H139ZM0 206H4V205H0ZM7 206V205H6ZM19 206V205H18ZM22 206V205H21ZM82 206V205H81ZM98 206V205H97ZM114 206V207H113ZM134 206V205H133ZM10 207H13V206H10ZM90 207V206H89ZM94 207V206H93ZM134 207H136V206H134ZM137 207H139L138 205H137ZM136 207V208H137ZM1 208V207H0ZM5 208V207H4ZM22 208V207H21ZM78 208V207H77ZM85 208V207H84ZM112 208H110V209H112ZM127 208H125L126 210H127ZM12 209H14V210H16L15 208H12ZM27 209V208H26ZM90 209H92V207L90 208ZM115 209H118V210H115ZM133 209V208H132ZM4 210H8L7 208L6 209H4ZM13 210V211H14ZM95 210H97V209H95ZM95 210H91V211H95ZM102 210V211H103ZM134 210V209H133ZM20 211V210H19ZM88 211V210H87ZM102 211H101V213H102ZM111 211V212H110ZM118 213H117V212ZM225 211H228V213H230V215L228 214V215H225V217H224V219L225 220H230V226H228V227H226L225 228V230L223 231L225 234H227V233H229V234H232L231 232H233V240H232V242H231V244H230V246H229V248H230V250H231V252H229L231 255L230 256H227V255H224L223 253L224 252H222V254H223V256L225 257V256H227L228 257V260L229 261H227V262H229V263H224V261L223 260H227V259H223L222 261H221V259L222 258H217V257H220V256H217V257H215V256H211V258H209L208 257V255H210L211 254V252L213 253V251H212V248H213V246L212 245H210V244H208V245H205L204 247H201V249L200 248H198V249H195V250H197V253H196V255L198 254L201 258L200 259H206V261H208V263L207 264H264V174H262V173H258V174H256V173H252V174H246V175H243V176H241V177H239L237 180H236V183H235V185H234V188H233V190H232V196H231V201H230V204L228 205V207H226V208H224V212ZM18 212V211H17ZM16 212V213H17ZM96 212V214L98 213H100V212H97V211H95ZM9 213V212H8ZM14 213V212H13ZM90 213H92V212H89V214ZM113 213V214H112ZM116 213V214H115ZM22 214H23V212H22ZM22 214H20V216H22ZM14 215V214H13ZM16 215V214H15ZM19 215V214H18ZM87 215V214H86ZM100 215V214H99ZM103 215V214H102ZM101 215V216H102ZM115 215H117V216H115ZM94 216H96L95 214H94ZM113 216V217H112ZM125 216V217H124ZM136 216V217H138V218H134V217ZM0 217H2V215L0 216ZM12 217V216H11ZM23 217V216H22ZM116 218V220H113V219H115ZM14 218H18V217H16V216H14ZM21 218V217H20ZM121 218V219H120ZM132 218H134V219H132ZM13 219V218H12ZM22 219V218H21ZM24 219V218H23ZM88 219V218H87ZM117 219H120V220H117ZM129 220V219H131V220H129V221H126V220ZM29 220V219H28ZM139 220H140V218H139ZM18 221V220H17ZM26 221V220H25ZM30 221V220H29ZM28 221V222H29ZM33 221H34V219H33ZM100 221V220H99ZM20 222V221H19ZM35 222V221H34ZM84 222V221H83ZM97 222V221H96ZM36 223V222H35ZM41 223V222H40ZM99 223H101V222H99ZM103 223V222H102ZM138 223H139V221H138ZM28 224H31L30 222L28 223ZM134 224V223H133ZM13 225H14V223H13ZM17 225H19V224H17ZM16 225V226H17ZM98 225H100V224H98ZM134 225H136V224H134ZM133 225V227L132 228H134L135 226ZM15 226V225H14ZM20 226V225H19ZM46 226V225H45ZM34 227V226H33ZM100 227V226H99ZM102 227H103V224H102ZM104 227H105V225H104ZM107 227V226H106ZM112 227V228H113ZM137 227V226H136ZM15 228V227H14ZM113 228V229H114ZM132 228H130L131 230H132V232H133V229ZM20 229V228H19ZM137 229V228H136ZM136 229H134V230H136ZM110 230H107L106 231V233H111V231ZM116 232H117V234H120L119 232L120 231H118V230H116V229H114ZM114 230H113V234H115L114 233ZM18 231V230H17ZM137 231H139V229L137 230ZM137 231H134L135 232V234H137L136 232ZM19 232V231H18ZM21 232V231H20ZM99 232H101V231H99ZM104 232V231H103ZM133 232V233H134ZM122 234H125V233H123V232H121ZM130 233V232H129ZM133 233H131L132 235H135V234H133ZM141 233V232H140ZM15 234H19V233H15ZM23 234H25V233H23ZM92 234H93V232H92ZM112 234V235H113ZM116 234V235H117ZM26 236H27V234H25ZM29 235V234H28ZM94 235H96V234H94ZM105 235V234H104ZM108 235H110V234H108ZM108 235H106V236H103V237H105V239H108L107 238V236ZM112 235H110V236H112ZM19 236H20V234H19ZM24 236V235H23ZM100 236H102V235H100ZM122 236H124V235H122ZM139 236V235H138ZM22 237V236H21ZM20 237V238H21ZM28 237V236H27ZM116 237V236H115ZM129 237H131V236H129V235H127V238H129ZM26 238V237H25ZM100 238V237H99ZM99 238L97 239V240H99ZM112 238H114V237H112ZM120 238V237H119ZM148 239H146V240H144V241H147L148 242V240H150V238L149 237H147ZM102 239V238H101ZM142 239V238H141ZM226 239H227V237L224 235V236H222V240L223 241H226ZM25 240H27V239H25ZM29 240V239H28ZM109 241H111L112 239H108ZM124 240V239H123ZM139 240V239H138ZM155 241V240H154ZM103 242H105V243H107L106 241H103ZM136 242V241H135ZM151 242H153V241H151ZM151 242H148L149 244L148 245H151V247L153 246L152 244H155L154 242L153 243H151ZM114 244V242H111V243H109L108 242V244L109 245H112V247H115V246H113V244ZM208 243H211V242H208ZM103 244V243H102ZM211 244H215V242L214 243H211ZM225 244V243H224ZM107 245V244H106ZM106 245H104V246H106ZM115 245V244H114ZM204 245V244H203ZM101 246V245H100ZM110 248V247H108V249L110 248V250L112 249L113 250V248ZM137 247V246H136ZM56 248V247H55ZM107 248V247H106ZM217 248V247H216ZM220 248V247H219ZM219 248H217V249H219ZM213 249H215V248H213ZM217 249H216V251H217ZM229 250V251H230ZM219 251V250H218ZM1 252V251H0ZM6 252V251H5ZM215 253H217V252H215ZM111 255V254H110ZM195 254H194V256H196ZM222 256V257H223ZM207 257L209 258L208 260H207ZM229 257H230V259H229ZM97 259V258H96ZM194 259H197V258H195L194 257ZM200 259L198 260V261H200ZM91 260V259H90ZM95 260V259H94ZM96 261V260H95ZM94 261V262H95ZM99 261V260H98ZM102 261H104V260H102ZM101 261V262H102ZM124 262L125 260H121V262ZM127 261V260H126ZM125 261V262H126ZM105 262V261H104ZM129 262H131V261H129ZM226 262V261H225ZM91 263V262H90ZM99 263V262H98ZM106 263V262H105ZM135 263V262H134ZM104 264V263H103ZM119 264H121V263H119ZM122 264H124V263H122ZM130 264V263H129ZM131 264H132V262H131Z\"/></svg>","mask_w":264,"mask_h":264}]
</instances>
